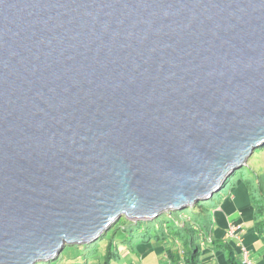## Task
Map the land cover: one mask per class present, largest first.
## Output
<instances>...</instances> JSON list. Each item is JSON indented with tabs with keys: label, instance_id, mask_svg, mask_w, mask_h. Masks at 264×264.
Masks as SVG:
<instances>
[{
	"label": "water",
	"instance_id": "95a60500",
	"mask_svg": "<svg viewBox=\"0 0 264 264\" xmlns=\"http://www.w3.org/2000/svg\"><path fill=\"white\" fill-rule=\"evenodd\" d=\"M264 146V0H0V264L218 194Z\"/></svg>",
	"mask_w": 264,
	"mask_h": 264
},
{
	"label": "rangeland",
	"instance_id": "374dc122",
	"mask_svg": "<svg viewBox=\"0 0 264 264\" xmlns=\"http://www.w3.org/2000/svg\"><path fill=\"white\" fill-rule=\"evenodd\" d=\"M264 146L257 149L254 155L246 162L245 166L237 170L239 179L230 177L231 184L227 189L232 190L239 200L242 208L248 213H256L259 209L262 198L264 196ZM229 180V179H228ZM235 184V185H234ZM249 186V187H248ZM217 195V194H216ZM186 217L183 213L187 211ZM180 213L173 212L172 214L165 213L166 222L162 223V217L157 224L143 221H128L123 217L114 225L107 233H105L97 242L88 246H67L61 254L60 261H54V264H139L140 257H144L149 252L163 251L170 242L173 247L185 248V242L182 240V235L186 232L193 233L197 225H204V218L195 215L192 218V213L189 209L182 210ZM198 213L199 210L194 211ZM264 214V213H263ZM261 212H259V220ZM177 216V217H175ZM170 218V219H169ZM176 220H173L175 219ZM172 219V220H171ZM193 219L192 227H181L183 221ZM171 220V221H170ZM188 224V225H189ZM187 225V227H188ZM189 225V226H190ZM196 225V226H195ZM164 235L165 237H162ZM177 239V240H176ZM191 241L189 242V245ZM199 246L205 250L212 249V244H205L201 240L195 242L191 249H197ZM109 251L113 252L110 256ZM191 251V250H190ZM207 252V251H205ZM111 259H109V257ZM42 264V263H40Z\"/></svg>",
	"mask_w": 264,
	"mask_h": 264
},
{
	"label": "crops",
	"instance_id": "0c3cea01",
	"mask_svg": "<svg viewBox=\"0 0 264 264\" xmlns=\"http://www.w3.org/2000/svg\"><path fill=\"white\" fill-rule=\"evenodd\" d=\"M221 202L207 218L211 226L203 229L196 228V236L192 239V244L201 240L203 243L208 242L213 238L215 245L224 244L228 246L229 250L236 251L239 248L235 240H228V226L236 225L244 229V243L245 246L250 250L253 261L257 264H264V245L261 240V236L258 233V225L261 223L259 220V212H261L260 218L263 217V211L260 209L256 210V213H248L242 208L239 200L234 194ZM187 221V219H186ZM201 229V230H200ZM210 231V233H208ZM212 233V234H211ZM189 233H187L188 235ZM214 235V236H213ZM186 237V234H185ZM188 237V236H187ZM211 241V240H210ZM189 240L185 242V248L175 247L166 248L163 251L149 252L144 257H140L139 264H187L190 258L189 254ZM213 244V242L211 243ZM193 245V246H194ZM170 249V250H169ZM201 257L200 264H227V253L225 250L219 249L217 246L212 249L205 250L200 246ZM218 250H221L220 252ZM207 251V252H205ZM61 256L56 259L60 261ZM55 261V262H56ZM47 264H54V261ZM63 264V263H58ZM82 264H89V262H83Z\"/></svg>",
	"mask_w": 264,
	"mask_h": 264
},
{
	"label": "trees",
	"instance_id": "16d2710c",
	"mask_svg": "<svg viewBox=\"0 0 264 264\" xmlns=\"http://www.w3.org/2000/svg\"><path fill=\"white\" fill-rule=\"evenodd\" d=\"M263 150H264V148H263ZM234 175V176H233ZM232 176L234 177V178H236L237 177V179H239L240 178V176H238V172H236V173H234ZM231 176V177H232ZM231 180L232 179H229L228 181H227V183L224 185V187H223V189L217 194V195H215L211 200H209V201H207V202H200V203H198V204H196L194 207H192V208H190L189 209V211L192 213V218H194V216L197 214V215H199L200 217H203L204 218V225L202 226V225H197V228H203V229H205V228H207V227H209V226H211V224L209 223V220H207V218L208 217H210L211 216V214H212V212L218 207V206H220V204H221V202L222 201H224L226 198L227 199H229L228 197L231 195V192H232V190L230 189H227L228 188V186H229V183L231 182ZM231 184V183H230ZM235 185V184H234ZM249 187V186H248ZM260 208V211H263L264 212V196H263V198H262V201H261V204H260V206H259ZM197 210H199V212L198 213H195L194 211H197ZM173 212H175V213H180L181 211H173ZM173 212H170V214H172ZM169 213V212H168ZM181 213H183L184 215L186 214V213H188V210L187 211H184V212H181ZM175 217H177V216H175ZM185 217H186V215H185ZM166 218H168V216H165V215H163L162 216V223H164V222H166ZM161 218H159V219H157V220H155L152 224H157L158 222V220H160ZM170 219V218H169ZM172 220V219H171ZM170 220V221H171ZM173 220H176V218L175 219H173ZM122 221V220H121ZM121 221H120V223H121ZM261 223L258 225V233L260 234V236H261V240H262V243H263V245H264V215H263V217L261 218ZM188 222V220L187 221H183L182 222V224H181V227H183V228H187V230L188 229H190V227H192V225H190V224H192L193 223V219L192 220H190V224L189 223H187ZM190 226H189V225ZM187 225H188V227H187ZM196 226V225H195ZM229 227H230V225L228 226V229H229ZM201 230V229H200ZM196 229L194 230V231H192L193 233H189V232H186L185 234H186V237L184 236V234L182 235V240L181 241H184V242H187V240H189V242L191 241V244H192V239H194V237L197 235L196 234ZM210 231L211 230H209V232L208 233H210ZM187 233H189L188 235H187ZM212 234V233H211ZM188 236V237H187ZM214 236V235H213ZM162 237H165L164 235H162ZM243 238H244V235H243ZM177 240V239H176ZM211 240V241H210ZM208 242H206L205 244H209V243H212L213 242V244H212V247H218L219 249H222V250H225L226 251V253H227V264H242V260L239 258V253H240V249H238V248H236L237 250L236 251H234V250H229V248H228V246H226V245H224V244H218V245H215V242H214V240H213V238L212 239H210ZM229 240V239H228ZM189 244V243H188ZM189 245V254H190V258L188 259V262H187V264H200V257H201V250H200V246L197 248V249H191V246L192 245ZM245 244V243H244ZM194 245V244H193ZM174 245H172L170 242H168V245L166 246V248H171V247H173ZM170 250V249H169ZM191 250V251H190ZM219 252L221 251V250H218ZM109 253H110V256H112L113 255V252H111V251H109ZM251 253V252H250ZM252 255V254H251ZM110 256H108L109 257V259H111V257ZM252 258V257H251ZM255 261V260H254ZM255 264H257V263H255Z\"/></svg>",
	"mask_w": 264,
	"mask_h": 264
},
{
	"label": "built area",
	"instance_id": "2783aa9c",
	"mask_svg": "<svg viewBox=\"0 0 264 264\" xmlns=\"http://www.w3.org/2000/svg\"><path fill=\"white\" fill-rule=\"evenodd\" d=\"M244 229L240 226L230 225L227 233L228 239L235 240L240 248V258L243 264H254L250 253L243 242Z\"/></svg>",
	"mask_w": 264,
	"mask_h": 264
},
{
	"label": "clouds",
	"instance_id": "9594fccd",
	"mask_svg": "<svg viewBox=\"0 0 264 264\" xmlns=\"http://www.w3.org/2000/svg\"><path fill=\"white\" fill-rule=\"evenodd\" d=\"M242 168H243V167H242ZM236 172H237V171L233 172L231 175H233V174L236 173ZM231 175L229 176V179H230ZM222 189H223V188H222ZM222 189H221V190H222ZM214 196H215V195H214ZM214 196H213V197H214ZM210 200H211V199H210ZM208 201H209V200H208ZM203 202H207V201H203ZM199 203H200V202H199ZM193 207H194V206H193ZM191 208H192V207H191ZM189 209H190V208H189ZM173 211H182V210H170V211L164 212L159 218H161L165 213L173 212ZM122 218H123V217H122ZM124 218H125V217H124ZM159 218H152L151 220H145V221H143V222H145V223H146V222H149V221L152 222L153 220H155V219L157 220V219H159ZM127 220H128V219H127ZM128 221H129V220H128ZM130 221H131V220H130ZM131 222H132V221H131ZM234 226H236V225H234ZM101 239H102V238H101ZM243 239H244V238H243ZM96 242H97V241H96ZM243 242H244V240H243ZM94 243H95V242H94ZM94 243L89 244L88 247H89L90 245L94 244ZM244 245H245V244H244ZM245 247H246V246H245ZM246 248H247V247H246ZM247 250H248V248H247ZM248 251H249V253H250V250H248ZM62 253H63V252H62ZM62 253H61V254H62ZM60 256H61V255H60ZM60 256H59V257H60ZM59 257H58V258H59ZM239 258H240V253H239ZM250 258H251V253H250ZM240 259H241V258H240ZM251 260L253 261L252 258H251ZM253 262H254V261H253ZM47 263H49V262H44V263H42V264H47ZM242 264H243V263H242ZM254 264H255V262H254Z\"/></svg>",
	"mask_w": 264,
	"mask_h": 264
}]
</instances>
